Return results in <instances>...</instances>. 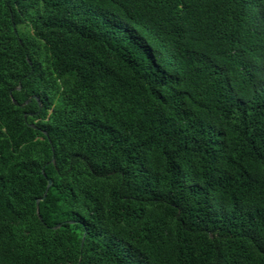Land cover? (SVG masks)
Masks as SVG:
<instances>
[{"label": "trees", "instance_id": "obj_1", "mask_svg": "<svg viewBox=\"0 0 264 264\" xmlns=\"http://www.w3.org/2000/svg\"><path fill=\"white\" fill-rule=\"evenodd\" d=\"M0 264H264V0H0Z\"/></svg>", "mask_w": 264, "mask_h": 264}, {"label": "water", "instance_id": "obj_2", "mask_svg": "<svg viewBox=\"0 0 264 264\" xmlns=\"http://www.w3.org/2000/svg\"><path fill=\"white\" fill-rule=\"evenodd\" d=\"M18 87H19V86H18ZM29 99H30V98H29ZM29 99H27V100L25 101V103L28 102ZM12 102L15 103V104H17L13 99H12ZM31 127L35 128L34 125H31ZM43 132H44V131H43ZM44 133H45V132H44ZM51 161H52V163H54L53 157H52ZM42 172H43V171H42ZM51 183H52L51 180H50V179H47L46 189H45V191H44L42 197L36 199V213H37V216H38V218H39L40 220H41V218H40L39 213H38V202L44 198V196L46 195V192H47L49 186L51 185ZM58 226H59V225H57L56 227H58Z\"/></svg>", "mask_w": 264, "mask_h": 264}]
</instances>
